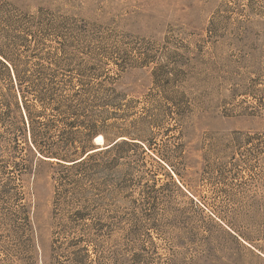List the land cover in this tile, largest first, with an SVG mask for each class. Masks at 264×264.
<instances>
[{
	"label": "rangeland",
	"instance_id": "rangeland-1",
	"mask_svg": "<svg viewBox=\"0 0 264 264\" xmlns=\"http://www.w3.org/2000/svg\"><path fill=\"white\" fill-rule=\"evenodd\" d=\"M4 11L39 17L65 37L86 25L109 51L111 73L123 71L119 89L167 113L168 149L182 143L188 161L184 170L173 154L181 178L168 197L135 207L109 203L101 182L87 185L88 203L70 205L55 183L40 201L37 255L15 199L31 179L3 153L0 264H76L87 253L95 264H264V0H0ZM156 170L160 185L170 182ZM235 204L255 205L246 214L255 224L240 221ZM78 207L86 220L71 223ZM207 247L210 263L198 260Z\"/></svg>",
	"mask_w": 264,
	"mask_h": 264
},
{
	"label": "trees",
	"instance_id": "trees-1",
	"mask_svg": "<svg viewBox=\"0 0 264 264\" xmlns=\"http://www.w3.org/2000/svg\"><path fill=\"white\" fill-rule=\"evenodd\" d=\"M74 29L65 37L63 28L43 25L39 17L0 12V158L7 153L19 174L31 179L15 199L21 204V230L37 255L44 240L40 201L55 183L70 205L88 203L87 185L101 182L109 203L135 207L141 199L150 204L168 197L174 176H181L173 154L187 169L184 145L168 149V115L159 103L120 90L123 71L117 67L111 73L109 51L87 37L86 25ZM98 137L103 144L96 147ZM156 166L170 182L160 185ZM254 207L231 208L240 221L253 225L246 214ZM85 220V208L78 207L70 222ZM112 226L102 228L111 232ZM85 238L70 246H80ZM203 253L198 260L210 263L211 248ZM38 259L43 262L41 255ZM90 259L88 253L77 255L74 263L95 264Z\"/></svg>",
	"mask_w": 264,
	"mask_h": 264
},
{
	"label": "bare ground",
	"instance_id": "bare-ground-1",
	"mask_svg": "<svg viewBox=\"0 0 264 264\" xmlns=\"http://www.w3.org/2000/svg\"><path fill=\"white\" fill-rule=\"evenodd\" d=\"M96 143H97V144H103V139H102V137H98V138L96 139Z\"/></svg>",
	"mask_w": 264,
	"mask_h": 264
},
{
	"label": "water",
	"instance_id": "water-1",
	"mask_svg": "<svg viewBox=\"0 0 264 264\" xmlns=\"http://www.w3.org/2000/svg\"><path fill=\"white\" fill-rule=\"evenodd\" d=\"M94 143H95V146H96V147L102 145V144H97V143H96V139H95Z\"/></svg>",
	"mask_w": 264,
	"mask_h": 264
}]
</instances>
